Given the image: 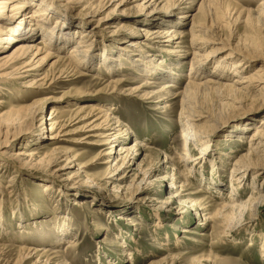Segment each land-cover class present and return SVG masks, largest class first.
I'll return each instance as SVG.
<instances>
[{
  "label": "rangeland",
  "instance_id": "1",
  "mask_svg": "<svg viewBox=\"0 0 264 264\" xmlns=\"http://www.w3.org/2000/svg\"><path fill=\"white\" fill-rule=\"evenodd\" d=\"M26 1L28 4L30 0ZM32 1L33 5L26 9L23 15L24 13L25 15L31 14L40 5L39 0ZM58 1L64 4L70 0ZM222 1V11L227 8L228 2L231 6L228 8L230 15L225 19L226 22L221 23L223 26H220L218 30V35L223 39L221 41L223 45L221 49L215 51L214 57L206 59L208 60L206 66L195 65L197 70L200 68V71L204 73L199 78H195V82L210 79L222 84L224 82L238 84L233 81L237 78L235 74L230 73L228 78H224L211 68L214 63H217L216 61L239 62L237 56L232 55L237 48L250 53L248 58H242V62L245 63L241 77L256 73V69L260 70L257 74L264 72V58L256 55L264 50V17H252L253 20H248L247 14L248 11L262 9L260 5L262 0ZM118 2L119 0H113L110 3H104L103 7L97 10L95 5L91 9H87L86 6V10H82L81 7L72 10L69 13L76 15L77 18L73 21L74 23H69V28L63 32L69 33L68 37H71L74 32L77 34V24H82L80 20L84 22L78 14L82 15L85 12L91 14L88 17L91 21L84 29H81V31L86 29V32L95 31V34L90 33L89 37L97 40L98 46L93 47L95 40L93 42L88 40L92 45L89 54H93L94 58L99 60L103 51L102 44H105L112 49L110 51L108 49L113 55L112 58L120 60L122 67L112 72L103 65H99L94 69H85V75L78 78L75 74H70L67 78L61 77L43 95L26 93L29 89L24 84L27 83L28 77L25 79L13 77L14 79L10 80L9 78L12 77L8 75L6 78H0V88H4L0 90V115L7 111L10 105H26L34 99H41L50 92L51 95L57 96V101L45 106L44 115L46 117L55 104L58 107L71 108L74 103L90 100L103 105L111 112V116L118 117L123 124H126L125 128L128 127L131 131L124 133L129 144L134 145V139H139L149 148L135 146L133 153L137 155L136 160L133 161L135 163L131 166L132 170L125 172L127 177L120 184L121 193L113 192V183L102 185V189L84 185L82 183L83 173L69 176L72 172H77L76 165L63 169L57 161L52 160L54 150L51 149V153H46V151L57 142V139L55 142L47 139L48 122L43 126H38V122L34 121V123L27 119L18 124L10 133H7V140L12 146L11 150L13 152L25 151L30 154L35 152V155L31 157L32 159L29 158L22 162L12 161L14 163H11L9 160L7 163L0 154V212L4 217L3 222L0 223V264L43 263L44 257L35 254L29 259L19 261L17 257L20 252L16 245L21 243L33 248L53 247L63 251L64 254L59 260L67 259L70 264H150L151 261L167 256L168 261L172 257L173 264H264V169H253L249 173L247 184L235 190L240 192V197L236 202L232 200V197L230 198L233 195L232 192L224 189L222 194H219L206 184L208 181H201L200 177L203 179L211 177L209 163H198V166L201 165L199 171L189 172L185 177L182 174H173L175 171H183V168L177 164L183 152V143L180 137L182 128L179 117L182 101L176 93L186 85L188 78L191 77L189 69L193 56L191 44L193 32L190 31L192 21L190 15L197 13L201 0L186 1L184 4L180 0H170V2L169 0H158L159 7L177 6L174 9L175 15L162 18L163 20L160 17H151L121 27H118L121 25L119 20H108L106 17ZM46 4L44 1L43 6ZM132 5L130 2L119 5L114 12L119 14L123 11L128 12ZM137 10H142V8ZM165 10L153 12L162 13ZM133 11H130V14H134ZM204 11V22H211L218 26L220 19L216 18V11H212L210 7L205 8ZM179 15L185 17L178 18ZM45 18L47 25L51 27H54V22L58 19L57 15ZM100 18H106L107 21L103 26L95 27L101 20H104ZM182 19L186 22L182 23ZM159 20L167 22L166 25L164 24L167 28L181 27L186 33L183 43H173V46L163 44L164 46L158 48L152 46L150 47L152 49L143 46L144 50H140L138 46L132 47L130 42L124 43L128 39L129 26L132 28L155 27L159 26L157 22ZM77 36L64 49L56 48L52 51L70 54V48L78 41L79 33ZM36 38L35 41L40 39ZM134 40L143 43L140 38L135 37ZM64 41L67 42V40ZM126 44L127 48L124 49L123 45ZM217 45L221 46L219 43ZM13 47L14 45L7 50L8 53L13 50ZM129 48L131 49L128 50ZM169 49L171 51H168ZM255 50L258 52L256 53ZM52 59L45 62L43 70L51 69L49 64ZM158 59L163 60L165 64L157 63ZM175 62L176 64L173 65ZM148 65L152 69L158 68L159 70L153 75L145 74L143 69ZM173 66L179 75H166ZM225 69L230 68L226 66ZM161 73L165 74L166 79L158 76ZM165 80L172 81L176 85L170 88L172 89L170 92H167L168 89L160 91L161 83ZM149 82L152 83L148 84ZM209 85L216 87V83L213 82ZM260 86H256L257 90ZM215 90L206 94L199 93L191 101L190 105L195 111L209 115L210 122H199L202 125L204 123V126L192 130L194 132L191 135L194 134L199 140L187 151L197 158L202 142L211 144V147L215 149L210 152L209 157H214L218 162L222 175L220 179L226 188L230 180V168L234 165V161L241 154L248 153L251 135L255 128L264 126L260 124V121H264V110L248 113L250 110L264 109V106L260 107L257 104L264 102V95L259 92L258 94L245 92L248 97L245 104L253 103L254 105L229 110L226 100L217 99ZM78 91H87L91 95L87 97L88 99L78 101L75 98ZM222 92L225 93V91ZM77 127L78 124L67 126L65 131L70 130V133L60 136L57 145L63 152L64 150L69 151L66 154L71 156L81 153L78 162H91L102 149V145L93 143L97 142L95 137H91V140L78 141L92 132L78 130ZM4 139L5 135L0 134V142ZM42 146L45 149L41 148ZM37 155L43 156L44 159L38 160ZM252 155L254 159L264 160V149L257 152L252 151ZM109 156H102L100 161H104ZM165 157H167V162H164ZM139 161L143 169L148 170L152 166V170L155 169L156 172L151 178L150 188L138 195L134 193L136 184L142 175L137 174L135 177L134 175L135 172L137 173L135 169ZM188 163L190 162H186ZM108 164H92L83 169L85 174L100 182V176L105 173ZM200 168L203 169L202 176H200ZM49 174L57 182L55 184L57 187L66 185L69 187V192L60 187L61 191L53 188L50 193L49 191L41 193L42 184L45 183V179L49 180ZM215 175L214 179L218 180V173ZM172 177L175 189L168 187L172 182ZM114 182L117 183V181ZM175 193L179 194L178 198L173 197ZM145 197L148 199H144ZM74 201L78 205L72 204ZM183 202L185 205L180 204ZM195 202L196 206L206 207L207 212L199 210L197 214L196 207L195 211L186 207ZM243 202H247V206L243 213L244 218L240 221L243 222L242 227L227 233V228L234 223L242 211L224 210L221 207ZM42 203L48 208H42L39 205ZM209 214L216 216L212 221L203 223V215L208 217ZM119 215H132L140 224L135 229L136 226L119 218ZM98 222L102 223L105 228L100 227ZM182 229L186 231L183 232ZM70 244L71 247L66 248Z\"/></svg>",
  "mask_w": 264,
  "mask_h": 264
},
{
  "label": "bare ground",
  "instance_id": "2",
  "mask_svg": "<svg viewBox=\"0 0 264 264\" xmlns=\"http://www.w3.org/2000/svg\"><path fill=\"white\" fill-rule=\"evenodd\" d=\"M44 1L48 4L43 6ZM113 0H70L68 3H61L58 0H39V5L37 9H35L31 14H27L23 12L28 9L30 6L33 5V1H27L25 0H0V78H6L8 75H11L12 78H9L10 80H13L15 78H21L25 79L28 77L26 88L29 89L26 93L29 95L32 93L33 95H43L45 94V91L50 89L59 78H67L72 75H76L75 77L84 76L85 69H94V67H97L99 65H103V67L107 68L109 71L116 72L119 67H122V63L120 60H115V58H112V54L109 52L112 50L107 45H103V51L101 53V58L99 60H96L94 58L93 54H89L90 50L93 47H97V40L90 38L89 34L91 35L95 34V31L88 30L86 32L85 30L81 29L85 28L86 25H88L91 14H88L85 12L84 14H78V17H81V19H84V22L80 20L82 24H77L78 30L77 34L72 33V36L68 37L69 33H65L63 31H66L69 28V23H72L77 17L76 15H72L69 12H72V10L77 9L81 7V9L86 10L95 8L96 10L99 8H102L104 3H110ZM158 0H119V2L116 4V7L108 12V15L106 16L108 20H119L121 26H128L131 23H138L141 22L142 19H149L153 17H160L162 18H169L171 15H175L174 9L177 6L169 5L159 7ZM179 1V0H178ZM186 1H192L195 0H180V2H183V4ZM132 3L133 5L130 7L128 12L123 11L120 14L115 13V9L119 5H124L125 3ZM170 2V0H169ZM168 2V3H169ZM222 0H201V3L199 7L197 8V13H193L190 16L192 17L191 21V27L190 31L193 32L192 38H191V44L193 46L192 50V60L191 65L189 69V75L191 77L188 78V81L186 85L181 88V90L176 93L181 97L182 101V107L179 113L180 119V127L182 128L180 137L182 139L183 143V152L182 155L179 157L177 164L183 168V171H175L173 174H182V176H188L189 172L194 173L195 171H199V164L209 163L210 164V176L211 177H202L201 181L206 180V184H208L209 187L216 190L217 193L222 194L224 189L228 190V192H232L233 195L232 200L236 202L238 198L240 197V192L235 191L239 186H244L245 183L248 180V175L253 171V169H264V160L262 163L259 161V159H254V155H252V151H259L261 149H264V126H257L255 128V132L253 131L251 135V145H249V150L247 154H241L239 158H237L234 161V165L230 168V180L229 184L225 185L223 184V181L221 178L220 170H219V164L217 161H215L214 157H209L210 152L214 149L211 147L212 145L208 142H202V146L200 147L199 155L197 158H194L191 153L188 150V148L191 145H194L195 142H198V138H196L193 135H191L193 129L200 128V126H204L199 122H210L209 115H204L200 112H197L194 110V108L190 105L193 98L198 96L199 93H209L210 91L214 92V90L217 92V99L220 101L226 100L227 105L230 109H241L243 106H249L254 105L253 103H246V100H248V97L246 96L245 92L252 93V92H259V94L264 95V72L261 74H257L259 72V69H256V73H253L249 76H243L240 75L243 73L242 71L244 63L242 62L243 59L248 58V55L250 53L243 51V49L237 48L235 52H232V55L237 56V60L239 62H223V61H216L217 63L212 65V69L215 73L224 76V78H228L229 74H235L237 78H235L233 81L238 84H228V83H220L216 82L210 79H207L205 81H198L195 82V78H199L204 73L196 69L195 65H200V67H204L207 65V58L214 57L215 51L221 49V41L223 39L218 35L219 27L223 26L221 25L222 22H226L225 19L228 18L230 15L228 13V8H230V3L226 5V9L224 11L222 4ZM36 3V2H35ZM37 5V3L35 4ZM222 5V6H221ZM262 9L257 11H248V20H253V18H261L264 17V0L261 1ZM169 7V8H168ZM210 7L212 11H216V18L220 19L219 25L215 26L211 22L205 23L203 19L204 16V9ZM142 10H137L141 9ZM168 8L167 10H165ZM136 9V11L134 10ZM134 10V11H133ZM162 11L165 10L162 13H157L153 11ZM130 11H133L134 14H130ZM151 11V12H149ZM112 13V14H110ZM57 15V20L54 22V27H51L47 25V20L45 17L55 16ZM135 15V16H134ZM141 16V17H140ZM145 17V18H144ZM185 16L179 15L178 18H184ZM70 19V20H69ZM104 19L99 22V24H96L95 27L103 26V24L107 21L106 18H100ZM247 20V21H248ZM39 21V22H38ZM43 21V22H42ZM159 26L155 27H130L127 31V38L124 43L130 42V45H133L132 47H137L140 50H144L143 46L145 47H152L156 46L157 48L160 46H164L163 44H166L167 46H173L174 44H182L183 38L185 37L186 33L184 30H182L181 27H175L170 26L169 28L165 27L164 24L167 23L165 21H157ZM182 23H185V19L181 20ZM74 23V22H73ZM128 24V25H125ZM100 25V26H99ZM166 25V24H165ZM264 26V24H263ZM113 27V26H112ZM96 29V28H95ZM121 30V28H118ZM133 29L135 31H133ZM264 29V28H263ZM117 30V29H116ZM124 30V29H123ZM202 32V33H201ZM79 33L78 41L74 46L70 48V54L63 53V52H55L52 51L56 48L64 49L65 46L68 43H71L72 39H74ZM76 35V36H75ZM113 35V34H112ZM39 37L40 39L35 41V38ZM78 37V36H77ZM136 38H140L141 42L134 40ZM142 37V38H141ZM65 38V39H64ZM37 39V38H36ZM261 39V38H260ZM64 40H67L64 41ZM88 40L90 42H93V44H89ZM99 42V41H98ZM263 42V41H262ZM174 43V44H173ZM220 44L221 46L218 47L217 44ZM13 47V50L8 53V49L10 47ZM128 45V46H130ZM142 46V47H141ZM124 49L127 48V44L123 45ZM91 48V49H90ZM170 48V47H169ZM109 49V51H108ZM129 48L128 50H130ZM152 49V48H150ZM258 50L257 48H255ZM106 50V51H105ZM255 50V51H256ZM168 51H171L169 49ZM260 51V50H259ZM258 51H256L257 53ZM232 55H229L233 57ZM253 55V54H251ZM257 56L264 58V50L258 52L256 54ZM255 55V56H256ZM254 56V55H253ZM119 57V55H118ZM121 57V56H120ZM51 58L52 61L50 62V70H43V65L45 62H48ZM243 58V59H242ZM252 59V58H251ZM96 61V62H95ZM117 61V62H115ZM157 63L159 64H165L163 60L158 59ZM173 63V65H175ZM212 64V63H211ZM194 66V67H193ZM228 66L230 69H225V67ZM43 70V71H41ZM159 69L154 68L150 65L144 67L143 72L145 74L153 75L154 73H157ZM162 71V70H161ZM170 72L166 73L169 76H175V74L179 75V73L175 70L174 66L170 67ZM174 72V73H173ZM161 77V79H166L165 74L161 73L158 75ZM74 77V78H75ZM216 83V87L213 88L211 83ZM118 83H121V81H118ZM152 82H149L148 84H151ZM240 84V85H239ZM261 85V86H260ZM161 90L165 91V89H168L167 92H170L171 87L174 88L176 86L172 81H166L161 83ZM256 86H260L259 90H257ZM4 89V88H0ZM113 89V88H112ZM177 89V88H176ZM244 90V91H243ZM222 91H225L223 93ZM1 92V91H0ZM216 94V93H215ZM258 94V93H257ZM75 98L78 101L88 99L91 94L87 91L83 92H77L75 94ZM57 96L51 95V92L48 95L43 96L41 99H34L29 104L26 105H20V106H13L10 105L7 107V111L2 113L0 115V134L5 135V139L0 142V154L3 159L8 163L9 160H11V163H14L15 161H24L27 159H32L34 153H27L25 151H19V152H13L11 150L12 146L7 140V133H10L18 124L25 122L27 119H30L32 122H38V126H43V124L47 123L49 125L47 139H52L53 142H58V139L60 136H64L65 134H69L70 130H66L65 128L71 124H78V130L83 131H90L92 133L87 134L83 136L80 140L82 142L84 139L91 140V137L97 138L93 143H97L99 145H102V149H100L99 153L96 155V158H94L91 162H78L79 156L81 153H75L74 155L66 154L69 151L64 152L61 150V147L57 145L56 142L54 145H52L51 148L46 151V153H51L50 150H54L52 153V160L57 161L59 166L61 168L67 169L69 166H77V172H72L69 176H76L79 174H84V180L82 179V183L84 185L102 189V185H108L110 183H113L112 185V191L113 192H120L121 182L127 177V173H125L127 170L128 172L131 171V166L133 165V162L136 153H133V149L136 145L139 146V148H149V146L144 143L143 141L139 139H134L135 144L131 145L129 142H127V138L124 137V133H129V128H125L126 124L122 123L118 117L111 116V112L103 107V105H100L99 103H93L90 100L85 102H78L74 103V106L71 108L67 107H58L57 104L55 106L53 105L50 109V114L46 117L44 115L45 106L51 105L52 103H55L57 101ZM63 97V96H62ZM91 98V97H90ZM89 98V99H90ZM60 99V98H59ZM66 99V98H65ZM224 104V102H223ZM260 107L264 106V102L257 103ZM221 107V105H220ZM224 109V108H223ZM226 109V108H225ZM264 109H255L250 110L248 113H253V111H260ZM220 114V113H219ZM247 114V113H246ZM221 115V114H220ZM63 116L67 117L64 118ZM244 116V115H243ZM242 117V116H241ZM264 117V116H263ZM34 122V123H35ZM33 123V124H34ZM260 124L264 125V121H260ZM35 125V124H34ZM188 129V130H187ZM5 130V131H4ZM77 130V131H78ZM100 131V132H99ZM45 137V136H44ZM40 138V137H39ZM37 140V138H35ZM69 141V140H68ZM129 141V140H128ZM192 142V143H191ZM41 148H44L42 146ZM115 148L117 150L115 151ZM10 149V150H9ZM254 149V150H252ZM33 152V151H32ZM45 155V154H44ZM104 155H110L109 158L105 159L104 161H100L102 159V156ZM263 157V156H262ZM38 160H43V156L37 155ZM136 160V159H135ZM198 160V162H197ZM14 161V162H12ZM61 162H64L61 164ZM164 162H167V157H165ZM186 162H190L186 164ZM10 163V165H11ZM108 164L107 168H105V173L100 176V182L96 181L93 177L89 176L88 174H85L84 167H87L92 164ZM59 168V169H61ZM152 166L145 170L142 167L141 161L137 163L135 176L142 175V178L140 181L136 184L135 193L134 194H141L142 192L146 191L150 188L152 183V176L156 172V170H152ZM172 170H174L172 168ZM203 169L200 168V176L203 175ZM123 172V173H122ZM218 173V180L214 179V175ZM172 174V175H173ZM51 174H49V177ZM216 176V175H215ZM47 180L45 179V183H43V190L40 191L41 193L47 192L50 190H53V188H56L57 190L61 191L60 187L62 189L66 190V192H69V187L66 185L62 186H56L55 180H53L51 177ZM78 177V176H77ZM82 178V177H81ZM69 179V177H68ZM172 182H170V185L168 186L169 189H175V183L173 182V177L171 178ZM102 181V183H101ZM114 181H117L114 182ZM39 183V182H38ZM36 184V183H35ZM135 184V183H134ZM247 184V183H246ZM83 185V184H82ZM39 186V185H38ZM236 186V188L234 187ZM104 187V186H103ZM181 187V185H180ZM224 187V188H223ZM235 188V189H234ZM65 193V192H64ZM48 194V193H45ZM70 195V194H68ZM28 197V196H27ZM173 197H179L178 193H175ZM148 199V198H144ZM249 203V202H248ZM72 204L78 205L77 202H73ZM181 205H185V203H180ZM42 208L46 207V204L44 205L39 204ZM247 202L239 203L237 205L232 206H222L221 208L226 210H241L242 212L238 215V218L234 220V223L230 225L227 230L229 232H233L240 227H242V218H244L243 213L246 210ZM189 209L196 210L197 208V214L201 211L207 212L206 207H199L196 206V202L190 205H186ZM199 207V208H198ZM204 216L205 222H210L216 215L209 214L208 217ZM119 218L123 220H127L130 225L136 226L135 229H137V226L140 224V222L134 217V216H118ZM4 217L3 213L0 212V223L3 222ZM99 226L103 229L105 226L98 222ZM139 229V228H138ZM181 231H186L182 229ZM228 236V235H226ZM225 236V237H226ZM2 245V244H1ZM264 245V243H263ZM17 249L19 250V255L17 258H19V261H22L23 259H29L33 257V255H39V257H44L42 264H70L67 259H63V261L59 260L60 257H62L64 254L63 251H60L55 248H49V247H29L26 244H18L16 245ZM71 247V244L68 245L66 248ZM66 254V253H65ZM169 255V254H168ZM263 256H264V250H263ZM168 257V256H167ZM167 257L161 258L156 261H151L150 264H173L172 257H170V261L167 260ZM169 259V258H168ZM167 260V261H166ZM18 262L17 264H19Z\"/></svg>",
  "mask_w": 264,
  "mask_h": 264
}]
</instances>
